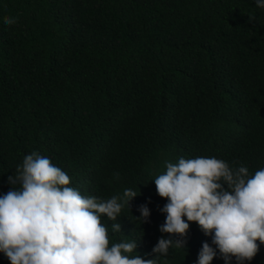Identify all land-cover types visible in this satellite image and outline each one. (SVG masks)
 Returning a JSON list of instances; mask_svg holds the SVG:
<instances>
[{
  "label": "trees",
  "instance_id": "16d2710c",
  "mask_svg": "<svg viewBox=\"0 0 264 264\" xmlns=\"http://www.w3.org/2000/svg\"><path fill=\"white\" fill-rule=\"evenodd\" d=\"M32 151L82 195L137 187L120 217L135 221L133 235L146 233L132 255L151 258L167 235L158 230L166 198L151 180L165 161L215 156L250 174L264 167V8L254 0H0V193ZM142 203L150 209L143 223L135 217ZM108 238L135 237L110 229ZM202 241L210 236L190 222L185 250L170 248L158 264H192ZM0 264H10L3 253ZM246 264H264V245Z\"/></svg>",
  "mask_w": 264,
  "mask_h": 264
},
{
  "label": "clouds",
  "instance_id": "9594fccd",
  "mask_svg": "<svg viewBox=\"0 0 264 264\" xmlns=\"http://www.w3.org/2000/svg\"><path fill=\"white\" fill-rule=\"evenodd\" d=\"M254 3L264 8V0ZM151 180L157 195L166 198L158 230L167 235L158 237L152 257L143 259L132 254L145 231L133 235L135 221L123 224L120 217L125 205L130 211L137 187L107 199L82 195L47 156L25 154L16 174L7 176L9 189L0 193V253L10 264H158L170 248L185 250L190 222L211 239L201 242L192 264H246L264 245V167L250 174L246 166L231 167L215 156L179 157L165 161V170ZM137 211L135 217L147 221L148 204H139ZM109 228L138 240L109 244Z\"/></svg>",
  "mask_w": 264,
  "mask_h": 264
}]
</instances>
